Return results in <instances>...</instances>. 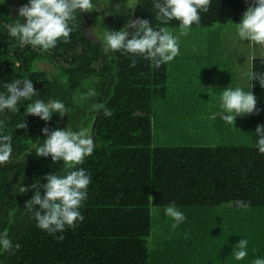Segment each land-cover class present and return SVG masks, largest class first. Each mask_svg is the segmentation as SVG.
Instances as JSON below:
<instances>
[{"label": "trees", "instance_id": "obj_1", "mask_svg": "<svg viewBox=\"0 0 264 264\" xmlns=\"http://www.w3.org/2000/svg\"><path fill=\"white\" fill-rule=\"evenodd\" d=\"M11 2L0 1V93L6 92V83L30 79L37 94L21 100L17 112H0V135L11 136L13 149L9 162L0 164V234L7 232L13 251L0 248V264H187L153 260L147 240L152 207H237L235 201L244 200L248 207L264 208V154L258 152L255 134L256 126L264 124V88L258 81L252 89L259 112L251 114L250 145L157 146L153 104L166 94L167 64L153 68L150 61L124 51L106 53L102 43L82 37L84 15L78 10L69 24L73 28L69 42L61 39L50 50L21 46L9 34L8 25L25 20L18 12L11 15ZM251 2L211 0L201 22L191 27L239 23ZM156 13L153 0H137L133 19H148L154 28L179 27L176 20L161 24ZM122 22L119 16L113 30L122 28ZM44 59L53 62L56 71L49 74L38 68ZM132 59L137 60L135 66H130ZM252 70L264 71V54L253 59ZM90 89L96 97H86ZM37 99L45 103L59 99L69 111L63 116L53 113L47 122L26 115L28 104ZM96 103L113 115L105 117L93 107ZM24 119L27 128L16 129ZM90 126L95 148L77 166L91 176L87 200L80 208L84 220L50 234L37 227L24 207L32 190L19 193L18 188L36 180L46 183L49 173H65L62 161L36 156L37 146L46 138L42 128L78 131Z\"/></svg>", "mask_w": 264, "mask_h": 264}, {"label": "clouds", "instance_id": "obj_2", "mask_svg": "<svg viewBox=\"0 0 264 264\" xmlns=\"http://www.w3.org/2000/svg\"><path fill=\"white\" fill-rule=\"evenodd\" d=\"M134 7V6H133ZM131 7V8H133ZM153 7L157 10L156 19L163 25L176 20L179 22L181 35H187L193 24L201 22V13H207L211 7V0H153ZM92 12L95 6L92 0H28L27 4L18 9V17L8 25V32L12 37L18 38L20 45H31L43 50L54 48L59 40L69 42L73 28L69 26L75 19V12ZM129 19L119 30H106L104 33V51H124L132 57H142L151 62L153 68H159L174 60L180 54L179 37L167 27L154 28L148 19L136 17ZM236 24L237 35L240 40L250 42L253 46L264 45V0H252L243 12L239 23ZM132 29L129 32L127 29ZM130 37V38H129ZM136 59H132L130 66H135ZM223 70V69H221ZM249 80L247 90L242 87H225L220 95V117L227 123L234 125L237 116L257 114V97L252 88L253 82L258 81L264 88V71L249 70L246 74ZM6 92L0 93V112L5 109L12 112L19 111L17 107L21 100H27L37 94L30 79L14 80L5 84ZM97 93L90 89L86 97L94 98ZM93 107L105 117L113 115L111 109L102 103ZM69 109L64 102L56 99L45 103L37 99L28 104L27 114L38 116L47 122L52 119L53 113L61 116L67 114ZM217 114H213L212 119ZM3 126V122H0ZM25 119L16 125V129H26ZM45 139L43 144L37 146L36 156L51 157L53 163L62 161L65 173L56 172L46 174V183L34 181L29 186H19V193L32 190V196L25 201L24 207L31 213L37 222V227L50 233L63 232L66 228H74L77 221H83L80 208L87 200V189L91 183V176L82 167L85 158L92 155L95 143L90 129L82 128L73 131L70 128L49 131L47 127L41 129ZM258 137L256 147L260 154H264V124L255 128ZM11 136L0 135V164L9 162L12 155ZM43 189V195H41ZM235 204L241 209H247L248 203L236 200ZM165 214L174 220L173 228L186 220L185 214L175 204H169ZM57 239L62 240L63 236ZM248 240L241 239L233 251L236 260H243L247 255ZM20 245L16 244L15 249ZM0 248L4 251H13V243L7 232L0 234ZM252 264H264V259L256 258Z\"/></svg>", "mask_w": 264, "mask_h": 264}, {"label": "rangeland", "instance_id": "obj_3", "mask_svg": "<svg viewBox=\"0 0 264 264\" xmlns=\"http://www.w3.org/2000/svg\"><path fill=\"white\" fill-rule=\"evenodd\" d=\"M19 1L12 0L9 5L13 16L27 4ZM93 5L92 12H82V37L105 46V31L114 29L119 16L123 19L121 27L130 18L129 13L133 18L137 0H97ZM169 28L179 37L180 54L167 63L166 94L153 104L159 117H155L152 127L154 145H250L251 114L237 116L234 125L220 115L215 119L208 115L220 112V95L225 87L235 88L234 77L238 86L247 90L249 56L251 52L258 54L259 45L240 40L236 25L231 23L191 27L187 35H181L179 27ZM37 67L49 74L56 71L53 62L46 59L40 60ZM198 113L206 115L199 117ZM88 129L92 134L93 127ZM165 208L152 207V230L147 237L153 260L158 263L183 260L187 264H252L256 258L264 259V208L245 210L231 204L177 207L186 220L175 228ZM243 238L248 240V255L236 260L232 253Z\"/></svg>", "mask_w": 264, "mask_h": 264}, {"label": "crops", "instance_id": "obj_4", "mask_svg": "<svg viewBox=\"0 0 264 264\" xmlns=\"http://www.w3.org/2000/svg\"><path fill=\"white\" fill-rule=\"evenodd\" d=\"M235 25V24H234ZM259 47H260V50H259V52H258V54L257 55H253L252 54V52L250 53V56H249V60H250V68H251V70H252V63H253V59L255 58V57H257V56H261L262 54H263V49H262V46L261 45H259ZM236 74V73H235ZM235 79V81L234 82H236V83H234V85H235V87H237L238 86V81L236 80L237 78L236 77H234ZM233 85V84H232ZM253 89V88H252ZM219 112V111H218ZM213 112H211L209 115H208V117H210L211 119H212V116H213ZM204 116V115H206V114H204V113H198L197 114V116ZM219 116V114H217L216 115V118ZM155 117L158 119L159 117H158V115L157 116H155V109H154V114H153V117H152V127H153V124H154V121H155ZM220 117V116H219ZM190 145H194V146H197V145H204V146H216V145H213V144H211V143H197V142H194V143H192V144H190Z\"/></svg>", "mask_w": 264, "mask_h": 264}, {"label": "built area", "instance_id": "obj_5", "mask_svg": "<svg viewBox=\"0 0 264 264\" xmlns=\"http://www.w3.org/2000/svg\"><path fill=\"white\" fill-rule=\"evenodd\" d=\"M262 49H263V54H264V45H262Z\"/></svg>", "mask_w": 264, "mask_h": 264}]
</instances>
